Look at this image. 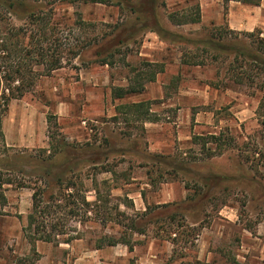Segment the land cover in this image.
Listing matches in <instances>:
<instances>
[{"label": "rangeland", "instance_id": "1", "mask_svg": "<svg viewBox=\"0 0 264 264\" xmlns=\"http://www.w3.org/2000/svg\"><path fill=\"white\" fill-rule=\"evenodd\" d=\"M233 1L154 0L146 11L143 0H0L1 36L19 31L22 47L38 44V27L29 22L35 14L49 22L41 44L63 58L61 69L38 77L31 91L10 101L1 119L0 205L8 193L12 208L0 210L10 216L8 222L0 218V264H264L261 93L230 81L222 67L232 55L214 63L209 51L198 59L205 66L182 63V54L202 50L199 42L213 28L228 27ZM196 6L198 23L169 21L173 13L192 19ZM156 26L166 34L159 36ZM119 29L130 39L115 45ZM63 47L79 56L62 53ZM145 63L159 64L163 72L143 81L140 93L114 99L113 88L135 84L151 69ZM135 102L147 103L152 125L118 109ZM209 134L225 140L220 148L207 146L212 155L192 143ZM66 166L74 171L60 185L46 175L68 172ZM202 177H210L213 188L203 187ZM32 189L43 191L46 204L55 197L60 206L54 243L38 241L34 251L22 231ZM147 206L153 212L142 216ZM111 220L135 222L144 231L128 233L131 253L121 244L95 250L93 241L103 234L121 236L123 227Z\"/></svg>", "mask_w": 264, "mask_h": 264}, {"label": "trees", "instance_id": "2", "mask_svg": "<svg viewBox=\"0 0 264 264\" xmlns=\"http://www.w3.org/2000/svg\"><path fill=\"white\" fill-rule=\"evenodd\" d=\"M83 1L85 3H105V0ZM236 1L254 5H258L259 3V0H257L256 2H251L249 0ZM142 4L147 11L150 9V5H154V0H143V2H141V5ZM177 15L178 14L173 13L168 16L169 21H171V23L176 26H181L189 23H198L200 20L197 6L194 17L190 20L186 16L178 17ZM38 19L40 20L39 16L32 14L29 18V22L31 25L38 27L37 33H39L41 36V42L46 44V31L49 30V22H46L43 19H41L39 22ZM153 31L156 32L159 36L163 33L166 34L165 30L160 27H157ZM123 34L124 33H122L119 29L117 34L113 38L115 39V45H121L126 40L130 39V36L127 37ZM24 35H26V33H23V36ZM19 37H21L19 31L16 33H10L6 37L1 36L0 34V136L2 138L3 134L1 132V119L7 114L10 101L20 99L26 93L31 91L35 86V82L37 81L38 77L49 76L52 72L63 67V58L55 53L51 54L52 50L50 46L46 45L44 47L41 42H39L38 44H34V46L26 45L22 47L23 45L21 44L22 42H20ZM242 39L246 40L245 44L242 43ZM199 44L203 46L202 50H200V52L199 50H197L199 53H194L190 57L187 54H182V63L188 66H205V61H199L198 59L200 58V56L208 57L209 51L213 52L215 55L212 57V61H214V63L219 60H221L220 63L227 62V58L223 57L232 55V60L228 62L226 69L224 67H222V69L225 70V73L228 75L230 81H232L234 84L240 86L244 85L259 90V92L261 93V99L257 108V115L264 117V34L259 29H255L251 32H236L230 30L227 26H225L224 28L216 27L213 28V32L209 33L208 39L204 42L200 41ZM63 45L64 44H60V47ZM63 52H67L72 56L73 59L79 56V52L71 47H63L62 53ZM12 58L14 59V62H12ZM102 63L107 65L105 60ZM2 64H5V66H3ZM37 66L45 67L46 71L44 72V74H40L38 71H35V67ZM145 67L151 69H147L149 71L144 73V77L143 75L141 76L136 74L137 76L135 77V84L128 85L126 88H113L111 90L112 97L114 99H122L127 95L140 93L144 87L143 81L151 82L155 79L156 74L163 72V68L162 66H159V64L152 65L149 63H145ZM258 80H261L262 82L259 83ZM118 109L122 110L124 115H133L144 122L155 121L153 118H151V114H149V108L147 107L146 102L121 105ZM221 138L222 135H199L193 137L192 143L194 145L201 146L202 151H207L209 155H212V152H209L211 149L207 148V146L213 144L216 148H220L222 146V143L225 141ZM57 148L58 146L55 148L52 147L53 155L58 153ZM157 159L161 163H168V167H172L170 166V162L168 161L169 159L167 157H158ZM60 167L61 166H58L56 167V169ZM69 168L70 170L68 172L59 169L55 173L50 172L46 175L50 177L56 185H60L62 181H64V175H67L74 171L71 166H66V169ZM177 170L182 171L181 168H177ZM216 178L218 179L219 177ZM200 182L201 185L207 189L213 188L212 180L210 179V177H202ZM95 199L96 201H100L101 199V196L97 191ZM31 200V213L27 216V225L23 227L22 231L25 238H27V240L31 243L32 251H34V245L38 241L45 243H54L52 235L54 229L57 228L58 224L57 222H55L53 216L58 213L60 206L58 204H55V197L52 198L51 204H46V202H44L43 200V191L40 189H32ZM82 203L85 206H89V203L85 202V199L82 200ZM103 206V211L107 214L108 212L106 210V204ZM125 206L129 207L130 205L125 204ZM182 207V205H179L177 206V209L183 211L184 209ZM115 208L117 211L119 210L118 206H116ZM152 212L153 211L151 210V208L147 206L145 211L141 215L147 216ZM107 215L106 217H109ZM108 220L101 221V225L107 224L106 222ZM111 223H114L119 227H123L121 236H119V238H115L113 236L103 234L100 238L93 241L95 250H100L104 247H113L121 244L126 246L127 251L131 253L133 251V245L128 239V233L132 232L133 234H144V231L139 230L136 227L135 222L127 226H125L123 222L118 220H111ZM181 227H183V225H181ZM49 229L51 230V232H47V230ZM57 233L62 234V232ZM78 239L79 238H74L71 240H67L64 243L69 244L71 241Z\"/></svg>", "mask_w": 264, "mask_h": 264}, {"label": "crops", "instance_id": "3", "mask_svg": "<svg viewBox=\"0 0 264 264\" xmlns=\"http://www.w3.org/2000/svg\"><path fill=\"white\" fill-rule=\"evenodd\" d=\"M227 11V25L231 29L239 32H251L255 29H259L264 34V0H259L258 5H251L250 3H242L241 1H233L231 4L228 3ZM152 47V43H148ZM140 103V102H135ZM8 113V112H7ZM7 115V114H6ZM144 122V121H143ZM3 125L2 133L6 138V125L5 121L1 122ZM144 127L152 125V122L145 121ZM154 123V122H153ZM5 197V198H4ZM8 193H5L3 198L7 199L3 205H0V210L3 212H8L12 207ZM1 219H5L7 222L10 216L1 215ZM2 260H0L1 262Z\"/></svg>", "mask_w": 264, "mask_h": 264}]
</instances>
